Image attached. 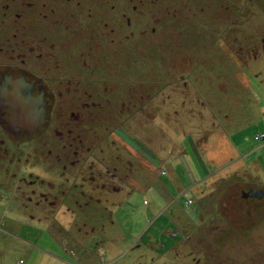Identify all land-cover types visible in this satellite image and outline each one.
Here are the masks:
<instances>
[{
  "label": "rangeland",
  "instance_id": "374dc122",
  "mask_svg": "<svg viewBox=\"0 0 264 264\" xmlns=\"http://www.w3.org/2000/svg\"><path fill=\"white\" fill-rule=\"evenodd\" d=\"M33 1L45 4L42 20L36 24L38 12L25 10L35 31L29 26L27 34L20 36L17 30L22 27L9 28L8 35L18 33L9 41L20 47L26 36L40 34L49 56L43 63L45 71L49 68L46 77H54L61 93L57 109L65 116L63 121L69 118L74 99L65 90L70 82L71 90H93L92 97L79 94L81 102L117 103L121 96L117 104L122 100L124 110L118 127L130 136L140 135L133 137L136 149L147 150L158 163L148 160L152 159L149 154L147 160L138 157L121 134L109 127L100 141L83 140L76 146L91 147L108 169L118 166L120 177L92 186L83 172L68 163L63 162L64 170L61 163H51L53 158L41 166L30 160L26 181L32 186L22 187V194L37 200L47 195L58 206L73 207L72 218L91 220L94 229L91 226L93 234L88 235L93 236L87 240L94 248L102 239L110 241L109 247L115 243L110 234L109 241L105 235L113 226L112 239L124 235L115 247L125 249L118 264H264V197L257 199L262 204L255 198L241 201L240 189L257 187L252 181L216 184L213 177L218 170L206 176L190 142L209 141L211 150L224 154L236 147L238 154H248L246 162L258 173L253 162L264 155V0ZM4 37L1 33L0 41ZM50 44L54 54L48 50ZM4 51L12 53L10 47ZM21 52H13L12 59L21 57L16 56ZM54 61H58L55 68ZM134 92L140 96L136 104H149L141 109V118L135 116L142 119L139 130L133 128L134 116L128 112L129 106L130 113L134 110ZM103 93L106 96L98 95ZM64 144L47 146L46 142L45 149L52 150L53 157L58 151L63 154ZM178 150L189 154L199 171L191 164L193 180L181 159L175 169L180 185L174 186L165 171L179 158ZM139 159L146 164L131 169ZM31 173L39 174L36 182ZM1 179L12 184L9 178ZM10 196L5 191L0 195V264L3 259L4 264H32L36 258L29 261L27 251L14 241L10 246L9 236H35V229L23 228L29 224L24 219L28 213L36 217V208L43 203L21 205V200ZM247 213L251 217L245 220ZM145 229L144 242L136 241L138 235L131 238Z\"/></svg>",
  "mask_w": 264,
  "mask_h": 264
},
{
  "label": "flooded vegetation",
  "instance_id": "af4514ba",
  "mask_svg": "<svg viewBox=\"0 0 264 264\" xmlns=\"http://www.w3.org/2000/svg\"><path fill=\"white\" fill-rule=\"evenodd\" d=\"M44 5V2L39 3L33 0H0V6H5L0 9V35L5 33L4 40L0 41V195L5 191L9 195L8 199H10L12 194L14 195L13 199L21 200L20 203L33 201L35 206H38L40 202H51L47 195L42 194L40 195L41 199L37 200L30 199L29 196L22 194V187L32 186L26 181L30 160L32 162L35 161L37 166H41L42 162L53 158L51 163H54V166L61 163L64 170L67 167L64 164L68 163V166L72 169L77 168L81 173L83 172L82 176L92 186H96V183L100 186L101 183L99 182L104 181V179L113 176L117 177L118 166L117 170L108 169L104 161L95 154V151H91V147L78 149L76 144L78 142L81 145L83 140L100 141L109 127H113L114 133L118 132L121 134L123 130L118 125L124 110L121 107L123 106L122 100L120 104H117L119 99H122L121 96H117L119 98L117 103L113 100L103 99L97 104H92L94 101L89 102L87 100L81 102L78 95L82 93L83 96L89 95L92 97L93 90L88 91L78 88L71 90L70 84L72 83L68 82L69 86L65 90L68 95L74 96V99L68 109L69 118H67V121H63L66 118L57 109L61 93L56 90L58 82H55L54 77L52 79L46 77V73H49V68L45 71L43 63L49 56L44 53L46 47L43 39L40 40V34L36 32V35L32 37L33 39H29V36H26L25 39L21 40L20 47L12 45V42L9 41L10 38H17L19 32L20 36L27 34L30 30L29 26H31L32 31H35L33 22L30 23L28 21L25 13L26 11L27 13L29 11H37L36 20L38 21H36V24L39 25V19L41 18L42 20L40 13L45 11L44 8L42 9ZM13 17L16 21L20 20L18 21L19 24L12 19ZM15 27L16 30L17 27L22 28H18V33H13L12 36L8 35L7 30ZM28 42L31 44H28ZM7 47L12 49V53L9 51V55L4 51ZM50 47L48 50L51 54H54L53 52L56 51L53 44H50ZM19 49L22 52L16 54V56H22L13 60L12 57H15L13 52H17ZM57 62H53V68H55ZM98 95L106 96L104 93ZM137 97H140L139 94L134 92V110L130 113L132 108L128 107V112L131 116L136 115L141 108L140 106H143L140 102V104H136L138 103ZM23 102H26L25 106L32 112V118L31 120L28 119L27 122L18 123L13 116L14 108L18 103ZM108 123H111L112 126L107 127ZM94 124L95 126L92 127ZM46 142L47 146L59 142L67 144L62 147L64 150L63 154L58 151L52 157V150L45 149ZM66 145L69 147L68 152L65 149ZM29 175L32 179H35L34 182L39 179V176L34 173ZM3 177L9 178L12 184L2 183L1 178ZM244 190L240 189L239 192L237 191L242 199ZM17 194H20L21 197H17ZM3 202L7 203L9 201L5 200ZM11 203L18 204V202Z\"/></svg>",
  "mask_w": 264,
  "mask_h": 264
},
{
  "label": "crops",
  "instance_id": "0c3cea01",
  "mask_svg": "<svg viewBox=\"0 0 264 264\" xmlns=\"http://www.w3.org/2000/svg\"><path fill=\"white\" fill-rule=\"evenodd\" d=\"M148 106L149 105L140 106L141 108L136 115H139V117L141 118V109L148 108ZM136 115H133V128L139 130V124H142V119L138 121L139 117H135ZM129 133L130 132L128 130H126V132H121L124 143L127 146H129L128 144H130L134 148V153L137 154V156L141 159L147 160L146 155H150L152 159L148 160L158 163V160L153 158L151 153L147 150H145V152L143 153L142 151H137L136 144L138 142H136L133 137L140 138V135L133 134L135 136H130ZM261 134L264 135V133ZM190 142L192 143L193 149L195 151V156L201 166V169H203L206 176L207 174L209 176L213 175L215 173L214 170H218L213 177L216 184L219 182L224 183L228 181L229 184H233L235 186L237 185V183H240L238 182L239 180L243 179V182L252 181L253 185L259 187L260 189L262 188V190L264 189V155H261L262 157L259 156L254 158L253 164H255V167L258 168V171H256L258 173H254L252 172L253 170L251 169L250 164L246 162L248 154L246 152L243 154H238V149L236 147L233 149V151L229 149V154H224L222 153L223 151L221 153H218L211 150L209 146L211 142L209 141H207L206 143L205 141L198 142L199 145L195 144L192 140ZM202 147L203 149H199ZM256 150H258V148ZM178 154L179 158L176 159L177 157H175L174 160H172V162L168 164V171H165V173L167 172L170 175L171 181L173 182L174 186L180 185L179 176H177L175 169L180 164L181 159L184 165L189 169L188 171L191 174L193 180H195L196 178L194 175L195 173L191 167V164L195 165L193 162V158L189 156V154L184 155L183 151L181 150H178ZM141 159L137 160L135 163L133 162V164L131 165V169H133L134 165L146 164V162L142 161ZM147 164L150 165V163L148 162ZM226 165L229 166L228 169L220 171L222 169L219 168ZM195 170L199 171L196 165ZM198 174L200 176L199 172ZM42 203L43 209L40 210V208H42V205H40L41 203L39 204L40 206L36 208V217L29 216L28 213V217H25L24 219L26 222H29V224H23V228L27 226L28 228L35 229V236H32L31 234L26 238H19L17 235L13 234H10L11 236H9L10 239H12L10 240V246L12 245V241H14L16 244L23 247L25 251H27L26 256L29 261H33V257L36 258L32 264H118L119 260L123 259L125 249L121 248L120 250H118L119 248L115 249V247L118 246L117 244L119 243V241L124 240V235H116V237L114 238L115 240L112 239L111 235L113 233V226L105 231V235H107V239L109 241L110 234L111 240L115 241V243L112 242L111 247H109L110 241L109 243H107L105 239H102L99 243L100 245L94 248L87 240L88 237L93 236L88 235V233L93 234V232L89 229L91 228V226L92 229H94V224H92L91 220H82L81 218H78L76 216H73L74 218H72V216L70 215H74L75 212L73 210V207L65 205L66 203H63L61 206H58L56 202L49 203L48 201H44ZM88 209V206H85L84 211H88ZM33 211L30 210V212ZM84 219H87V217ZM1 221L4 222L6 221V219L3 217ZM79 225H83V227L77 228V226ZM23 228H21L20 230H22ZM78 230L80 231L79 233ZM87 230H89V232H87ZM103 230H105V227ZM145 230V233H132L131 238L138 235L136 237V241H141V243L144 242V236L146 235L148 229ZM82 231H86L84 232V235L81 233ZM8 233L11 232L9 231ZM149 237L152 238L151 236ZM151 243L152 242L150 241L149 244ZM111 248L113 249L114 253L111 251ZM92 249L94 251H92ZM3 256L5 257V254H3ZM2 263H5L4 259Z\"/></svg>",
  "mask_w": 264,
  "mask_h": 264
},
{
  "label": "water",
  "instance_id": "95a60500",
  "mask_svg": "<svg viewBox=\"0 0 264 264\" xmlns=\"http://www.w3.org/2000/svg\"><path fill=\"white\" fill-rule=\"evenodd\" d=\"M26 102L18 103L17 106L14 108V119L18 123L27 122V120H31L32 112L26 106ZM42 122V121H41ZM40 123V122H39ZM26 124V123H25ZM243 198H255V199H262L264 197V191L257 187H252L248 191H243Z\"/></svg>",
  "mask_w": 264,
  "mask_h": 264
},
{
  "label": "trees",
  "instance_id": "16d2710c",
  "mask_svg": "<svg viewBox=\"0 0 264 264\" xmlns=\"http://www.w3.org/2000/svg\"><path fill=\"white\" fill-rule=\"evenodd\" d=\"M240 199H241V201H243V202H246L247 200H250V199H242V198H240ZM257 201H258L259 204L261 203L260 200H257ZM261 204H262V203H261ZM246 216H247V218H248V217H249V218L251 217L250 214L247 213L243 218L245 219ZM245 220H246V219H245Z\"/></svg>",
  "mask_w": 264,
  "mask_h": 264
},
{
  "label": "built area",
  "instance_id": "2783aa9c",
  "mask_svg": "<svg viewBox=\"0 0 264 264\" xmlns=\"http://www.w3.org/2000/svg\"><path fill=\"white\" fill-rule=\"evenodd\" d=\"M262 137L264 136L263 134L261 135ZM188 203H191V201L189 200V201H187Z\"/></svg>",
  "mask_w": 264,
  "mask_h": 264
}]
</instances>
